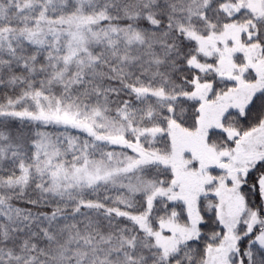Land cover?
Returning <instances> with one entry per match:
<instances>
[{"label":"snow or ice","instance_id":"6c2138e0","mask_svg":"<svg viewBox=\"0 0 264 264\" xmlns=\"http://www.w3.org/2000/svg\"><path fill=\"white\" fill-rule=\"evenodd\" d=\"M0 92V264H264V0H0Z\"/></svg>","mask_w":264,"mask_h":264},{"label":"trees","instance_id":"16d2710c","mask_svg":"<svg viewBox=\"0 0 264 264\" xmlns=\"http://www.w3.org/2000/svg\"><path fill=\"white\" fill-rule=\"evenodd\" d=\"M0 95H2V92H0ZM18 206H21V207H32L31 205H25L22 202H19Z\"/></svg>","mask_w":264,"mask_h":264}]
</instances>
